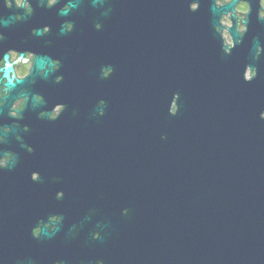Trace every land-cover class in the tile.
Here are the masks:
<instances>
[{
    "label": "water",
    "instance_id": "1",
    "mask_svg": "<svg viewBox=\"0 0 264 264\" xmlns=\"http://www.w3.org/2000/svg\"><path fill=\"white\" fill-rule=\"evenodd\" d=\"M189 1L171 28L108 25L97 42L78 171L31 264H264V35L230 29L227 52L213 0Z\"/></svg>",
    "mask_w": 264,
    "mask_h": 264
},
{
    "label": "flooded vegetation",
    "instance_id": "2",
    "mask_svg": "<svg viewBox=\"0 0 264 264\" xmlns=\"http://www.w3.org/2000/svg\"><path fill=\"white\" fill-rule=\"evenodd\" d=\"M9 3L12 6L5 7L0 0V264H31L39 242L42 253L46 249L41 231L52 234L61 225L65 173L78 171L79 125L84 110L91 114L95 108L86 83L91 86L96 73L97 42L108 43V25L118 28L137 21L139 26L171 28L176 10L175 0H55L50 8L47 0ZM193 3L198 6L190 0V11ZM213 4L220 10L216 31L227 52L234 46L230 29L238 38L248 26L258 31L254 36L261 31L264 35L260 0ZM252 69L245 65V78ZM101 70L104 76L109 72ZM57 191L62 197H56ZM34 229L38 236L32 234Z\"/></svg>",
    "mask_w": 264,
    "mask_h": 264
},
{
    "label": "snow or ice",
    "instance_id": "3",
    "mask_svg": "<svg viewBox=\"0 0 264 264\" xmlns=\"http://www.w3.org/2000/svg\"><path fill=\"white\" fill-rule=\"evenodd\" d=\"M4 5H5V7H11V6H12V5L9 3V0H7V3H6L5 0H4ZM50 7H51V6H50ZM50 7H49V8H50ZM18 19H19V17H18ZM95 27H96L97 30H99L100 27H101V25H100V24H96ZM72 28H73V25L69 24L67 31L70 32V31L72 30ZM44 31H47V29H44ZM33 34H35V30H33ZM2 38H3V37L0 36V39H2ZM251 73H252L251 76L254 77V76L256 75V69L253 68L252 71H251ZM109 75H110V74L106 73L105 76H104V78L109 77ZM59 82H60V78L57 79L56 83H59ZM177 111H178V109H171V114H172V115H175ZM41 115H43V113H41ZM25 131H27V128L25 129ZM0 139H2V138H0ZM26 150H27L29 153H31V152L33 151V149H32L30 146H29ZM34 172H35V171H34ZM57 194H59V195H57ZM56 197H57V198L62 197V193H60L59 191H57V192H56ZM125 212H126V211H125ZM32 234H33L34 236H38V235H39V231H38L37 229H34ZM95 238H98V237H95Z\"/></svg>",
    "mask_w": 264,
    "mask_h": 264
},
{
    "label": "clouds",
    "instance_id": "4",
    "mask_svg": "<svg viewBox=\"0 0 264 264\" xmlns=\"http://www.w3.org/2000/svg\"><path fill=\"white\" fill-rule=\"evenodd\" d=\"M5 2L7 3V0H5ZM15 2H16V4L19 6V4L22 2V0H15ZM54 2H55V0H47V6L50 7ZM260 3H261V8H262V11H261L260 15H261V17H264V0H260ZM191 7H192L193 9H195V8H196V4L193 3V4L191 5ZM244 10L246 11L247 9L245 8ZM240 32H241V33L243 32V27H242V26L240 27ZM0 63H2V61H0ZM248 75L251 76L252 73L249 72ZM22 103H23V101L21 100V101L19 102V104L22 105ZM13 114H14V113H13Z\"/></svg>",
    "mask_w": 264,
    "mask_h": 264
}]
</instances>
